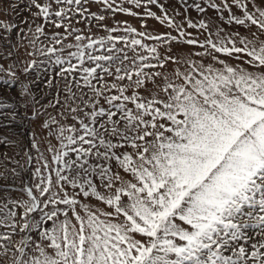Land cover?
I'll return each instance as SVG.
<instances>
[{"label":"snow or ice","instance_id":"snow-or-ice-1","mask_svg":"<svg viewBox=\"0 0 264 264\" xmlns=\"http://www.w3.org/2000/svg\"><path fill=\"white\" fill-rule=\"evenodd\" d=\"M0 264H264V0H0Z\"/></svg>","mask_w":264,"mask_h":264},{"label":"rangeland","instance_id":"rangeland-1","mask_svg":"<svg viewBox=\"0 0 264 264\" xmlns=\"http://www.w3.org/2000/svg\"><path fill=\"white\" fill-rule=\"evenodd\" d=\"M93 10H95V8H93ZM118 19H130L129 17H125V16H118ZM133 23H137V21H133ZM161 31H163V29H161ZM18 132L22 135H24L25 137L28 135V129L26 128V126L24 125H20L18 126Z\"/></svg>","mask_w":264,"mask_h":264}]
</instances>
